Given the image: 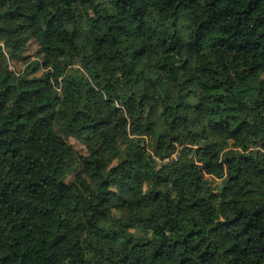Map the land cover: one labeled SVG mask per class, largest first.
Instances as JSON below:
<instances>
[{
	"label": "trees",
	"instance_id": "obj_1",
	"mask_svg": "<svg viewBox=\"0 0 264 264\" xmlns=\"http://www.w3.org/2000/svg\"><path fill=\"white\" fill-rule=\"evenodd\" d=\"M0 264H264V0H0Z\"/></svg>",
	"mask_w": 264,
	"mask_h": 264
},
{
	"label": "rangeland",
	"instance_id": "obj_2",
	"mask_svg": "<svg viewBox=\"0 0 264 264\" xmlns=\"http://www.w3.org/2000/svg\"><path fill=\"white\" fill-rule=\"evenodd\" d=\"M251 24L247 26V28H251ZM37 49H38V45L35 43V41H31L29 46L27 47L26 50V55L31 56L33 63H31V66H34V63L38 60L37 58ZM11 67L12 69L15 70H20L24 67V63L21 62H15L12 61L11 62ZM44 71L42 69H39L33 73V75H41ZM68 140L70 141V143L74 146L76 152L78 154H86L87 153V148L75 137H69ZM74 179V174L72 172H70V175L68 177V179L66 180V185H68L72 180ZM121 187L120 183L117 181H112L110 183L104 184L101 186V190L103 191H116Z\"/></svg>",
	"mask_w": 264,
	"mask_h": 264
}]
</instances>
